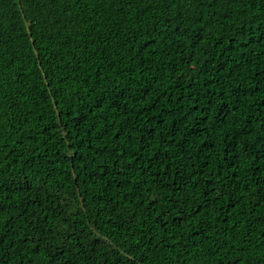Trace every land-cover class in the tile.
Returning a JSON list of instances; mask_svg holds the SVG:
<instances>
[{
    "label": "trees",
    "instance_id": "16d2710c",
    "mask_svg": "<svg viewBox=\"0 0 264 264\" xmlns=\"http://www.w3.org/2000/svg\"><path fill=\"white\" fill-rule=\"evenodd\" d=\"M0 264H264V0H0Z\"/></svg>",
    "mask_w": 264,
    "mask_h": 264
}]
</instances>
